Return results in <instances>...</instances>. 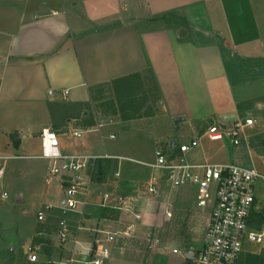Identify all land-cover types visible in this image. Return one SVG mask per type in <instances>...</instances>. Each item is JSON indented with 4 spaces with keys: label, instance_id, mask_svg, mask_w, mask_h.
<instances>
[{
    "label": "crops",
    "instance_id": "0c3cea01",
    "mask_svg": "<svg viewBox=\"0 0 264 264\" xmlns=\"http://www.w3.org/2000/svg\"><path fill=\"white\" fill-rule=\"evenodd\" d=\"M133 74L142 80L144 107L151 114L128 120L92 117L89 105L112 96L114 80ZM260 104L264 0H0V152L13 157L3 163L0 189H9L17 203H4L8 193H0V210L9 215L8 225H0V237L3 228L18 226L13 242L0 241V262L27 264L26 244L31 243L47 263L73 258L71 264H82L78 261L97 229L128 227L131 237L118 240L106 264H193L211 203L198 208L195 194L191 201L183 197L184 186L160 194L156 203L143 193L152 173L144 183L146 171L124 172L121 160L151 170L147 164L154 157L132 158L145 146L154 155L159 146L200 136L199 146L187 156L190 162L237 164L234 154L242 146L202 133L208 125ZM45 129L57 134L62 152L92 157L83 173L87 193L79 212L62 209L57 182L59 198L50 193L54 181L45 180L47 161L38 157ZM179 130L185 133L175 135ZM75 131L81 136H74ZM248 153L251 165H238L261 170L250 149ZM125 183L135 188H122ZM106 192L110 205L125 197L123 208L100 206ZM147 212L183 223L184 242L172 244L154 232L144 238L150 249L146 259L141 248L130 247L127 239H143ZM63 218L69 236L60 243L57 230ZM74 235L81 247L73 246Z\"/></svg>",
    "mask_w": 264,
    "mask_h": 264
},
{
    "label": "built area",
    "instance_id": "2783aa9c",
    "mask_svg": "<svg viewBox=\"0 0 264 264\" xmlns=\"http://www.w3.org/2000/svg\"><path fill=\"white\" fill-rule=\"evenodd\" d=\"M66 91L63 93L65 94ZM256 122L252 117L236 116L232 120H222L208 125L202 135L210 140L226 139L232 146H239L250 136ZM73 135L81 136L75 131ZM199 137L154 150L153 162L147 164L152 170V177L145 183L143 193L155 198L161 193L160 179L168 189H176L192 185L196 189L195 203L198 208L211 203V211L205 230L204 242L197 252L193 264H238L241 255L248 246H264V204L256 191V182L264 181V170L255 167H244L235 163H192L187 156L199 146ZM11 156L0 152V177L3 173V163ZM39 158L47 161L45 180L57 182L63 191L61 207L65 212H79L85 196L87 182L84 170L92 157L66 153L60 149L57 134L50 129L41 131ZM264 165V156H260ZM109 193H104L102 207L122 209L125 197L118 198L116 204H109ZM129 207H125V213ZM170 214L167 213V216ZM261 216L258 223V216ZM43 218V212L38 213V219ZM138 219L139 215H135ZM82 227L78 225L77 230ZM127 227L125 230L97 229L92 244L86 248L87 254L78 262L82 264H106L111 258L114 246L119 239L131 237ZM60 243H65L69 236V224L66 219L58 222ZM73 246L81 247L76 235L72 237ZM29 262L38 260L34 246L26 244ZM177 253V249H172ZM70 258L53 264H71Z\"/></svg>",
    "mask_w": 264,
    "mask_h": 264
},
{
    "label": "rangeland",
    "instance_id": "374dc122",
    "mask_svg": "<svg viewBox=\"0 0 264 264\" xmlns=\"http://www.w3.org/2000/svg\"><path fill=\"white\" fill-rule=\"evenodd\" d=\"M113 95L109 96V95H103V97H99L95 100V102H93V105H89L88 107V111L90 112V115L93 117L95 116L98 120L100 119H119V115L118 113V107L116 106V103L113 105L111 104V101L113 99ZM251 106V103L248 104H244L242 105V107H249ZM260 106V107H259ZM259 106H257L256 108H254L253 111L251 112H245V111H241L239 113V117H252L256 124L255 126L252 128L250 136L248 137V139L246 141H244V144L242 143V145L240 144L239 147L242 146V148L244 149L242 152L237 153L235 152V158L237 159V164L241 165H245V166H250L251 165V154L249 155V149L252 151L253 156L255 158L256 161L258 162V165H262L261 160L258 156H264V105L260 104ZM178 133H185L182 130H179L177 132H175V135H178ZM176 138V137H175ZM179 138V137H178ZM176 140V139H175ZM248 146V147H247ZM237 147V146H235ZM249 148V149H248ZM138 157H132V158H137V159H141V160H150L151 156L152 158L154 157V155L151 153L150 151V147L149 146H145L141 152H139ZM11 158L7 159L5 162L9 161ZM253 159V157H252ZM11 161V160H10ZM17 161V160H16ZM122 164H123V169L124 172H129L132 170H143L146 171V173L144 174V178L146 176V178L144 179V183L146 181L149 180L150 176H151V170H149L146 166L139 164L138 162H136L135 160L132 159H122ZM12 162V161H11ZM46 162V161H45ZM236 163V162H235ZM43 164V163H42ZM43 164V167L44 168ZM262 167H264V165H262ZM261 170H264L262 169ZM46 171H47V162H46ZM45 171V174H46ZM94 175H97L98 173H96V171H94L93 173ZM163 180V179H162ZM160 179L159 181V187H160V192H163L161 194H166L168 193V188L165 186V182L162 181ZM143 183V184H144ZM57 184L55 182H53L50 186V193L53 197H58L59 198V190H57L56 186ZM256 186V191H257V195L260 199V203L264 204V181L259 180L256 182L255 184ZM56 187V188H55ZM182 189H184L183 191V197L186 199H189V201H191V199L194 198V194L196 195V189L194 186H184ZM2 191H6L8 193V198L6 199V201L4 203L8 204L9 202H13V205L16 207V200L14 195H12L11 191H9V189H0V193ZM156 200V203H159L160 198H154V201ZM20 204V203H18ZM1 205V203H0ZM158 205V204H157ZM19 210L15 209L14 212H18ZM156 211H158L156 209ZM9 215H6V210H0V225L3 226H7L8 225V220L6 217H8ZM144 220L145 223L142 224V232H144L143 234V239L137 238V237H133L132 240L127 239L128 240V244L130 247H139L141 248V254L144 255L145 259L148 257V255H150V249L145 246V237L150 238L153 235L154 232H156V235L161 238L166 240L169 239V241L174 244L175 242H184L183 239H185V234H184V224L182 223H170L169 221H166L164 219H162L161 214H158V212H152L149 213L147 212L144 216ZM16 222V221H15ZM156 223H161L160 226H158V230L159 231H155L157 228H155ZM18 230V226H12V228H3V237H0V241L1 240H6L8 238L9 242H13L12 235L14 233H16V231ZM136 253V252H134ZM246 253H264V246H248L245 250V252H243V254L241 255L240 258V262H243V257ZM137 254V253H136ZM28 261V260H27ZM0 264H4L3 262ZM27 264H53V263H47L45 261L42 260V258L38 255V260L36 262H27Z\"/></svg>",
    "mask_w": 264,
    "mask_h": 264
},
{
    "label": "trees",
    "instance_id": "16d2710c",
    "mask_svg": "<svg viewBox=\"0 0 264 264\" xmlns=\"http://www.w3.org/2000/svg\"><path fill=\"white\" fill-rule=\"evenodd\" d=\"M113 99L111 104L118 107V115L122 120L141 117L151 114V110L146 106L147 95L143 87L142 80L137 74L116 79L112 82ZM260 223L261 216H258ZM241 258V257H240ZM238 264H264V253H246L243 262Z\"/></svg>",
    "mask_w": 264,
    "mask_h": 264
},
{
    "label": "water",
    "instance_id": "95a60500",
    "mask_svg": "<svg viewBox=\"0 0 264 264\" xmlns=\"http://www.w3.org/2000/svg\"><path fill=\"white\" fill-rule=\"evenodd\" d=\"M235 117L234 116H229L227 117V120H232L234 119ZM182 119L181 118H177L176 121H181ZM122 188L126 189V190H132L135 188V185L131 184V183H125V184H122L121 185Z\"/></svg>",
    "mask_w": 264,
    "mask_h": 264
}]
</instances>
